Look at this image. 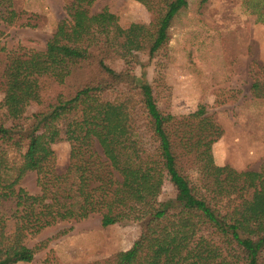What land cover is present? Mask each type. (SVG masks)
I'll return each mask as SVG.
<instances>
[{"label": "trees", "instance_id": "16d2710c", "mask_svg": "<svg viewBox=\"0 0 264 264\" xmlns=\"http://www.w3.org/2000/svg\"><path fill=\"white\" fill-rule=\"evenodd\" d=\"M95 1L62 0L65 17L43 51L0 49V264L32 261L43 244L25 245L28 231L94 213L103 227L141 226L106 264H264V169L215 164L222 130L205 105L165 112L134 73L136 54L158 55L188 0H136L153 16L147 46L144 24L124 27L106 7L92 13ZM14 15L0 8V20ZM53 84L65 92L25 116ZM62 141L68 163L58 172L53 145ZM27 171L37 174V194L18 185ZM165 179L176 193L161 200ZM7 219L19 222L9 235Z\"/></svg>", "mask_w": 264, "mask_h": 264}, {"label": "rangeland", "instance_id": "374dc122", "mask_svg": "<svg viewBox=\"0 0 264 264\" xmlns=\"http://www.w3.org/2000/svg\"><path fill=\"white\" fill-rule=\"evenodd\" d=\"M15 12L13 22L0 20V49L43 51L56 24L65 17L62 0H0V8ZM113 12L122 26L144 24L140 42L147 46L155 31L152 14L136 0H96L91 12ZM10 16V15H7ZM168 41L157 56L136 54V78L157 105L175 116L203 104L206 116L220 126L222 135L212 144L214 163L236 170L264 169V0H188L168 29ZM65 88L48 87L41 104L27 108L25 116L43 107ZM3 92L0 90V101ZM55 168L63 172L69 144L53 145ZM14 149L9 157L16 156ZM183 168L193 175L190 161ZM30 194L39 193L37 174L27 171L19 181ZM175 187L165 179L160 199L174 198ZM4 233H14L19 222L7 219ZM141 226L135 222L101 226L94 213L78 221H61L35 233L23 243L43 244L30 262L16 264H106L131 247Z\"/></svg>", "mask_w": 264, "mask_h": 264}]
</instances>
